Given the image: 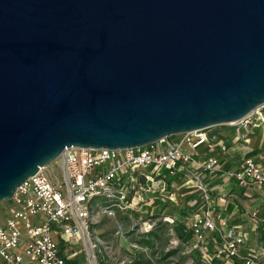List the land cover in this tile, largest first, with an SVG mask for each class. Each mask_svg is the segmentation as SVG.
Returning <instances> with one entry per match:
<instances>
[{"label": "water", "instance_id": "water-1", "mask_svg": "<svg viewBox=\"0 0 264 264\" xmlns=\"http://www.w3.org/2000/svg\"><path fill=\"white\" fill-rule=\"evenodd\" d=\"M261 106L264 0H0V204L67 150L151 145Z\"/></svg>", "mask_w": 264, "mask_h": 264}, {"label": "built area", "instance_id": "built-area-1", "mask_svg": "<svg viewBox=\"0 0 264 264\" xmlns=\"http://www.w3.org/2000/svg\"><path fill=\"white\" fill-rule=\"evenodd\" d=\"M263 110L264 106H261L245 119L227 125L246 128L253 118L262 115ZM205 130L178 134L166 150L160 149L158 143L169 139L125 150H67L62 167L63 180H52L45 166L24 181L12 199L0 204V264H68V261L78 264L75 257L67 253L72 249L73 240L81 237V225L86 227L90 218L87 206L92 198L98 195L110 197L117 191L126 200L120 184L123 175L129 171L143 169L141 175L146 185L179 172L188 173L186 165L189 161L201 164L185 151V146L195 151L205 145L208 141ZM244 162L238 171L228 173L229 176L243 186L250 182L264 186V168L251 159ZM218 166V158L214 155L207 156L202 163V169L208 172L216 171ZM130 181H136V177L131 176ZM191 228L197 239L204 241L207 230L214 228V222L199 216L192 220ZM228 237L225 246L218 247L212 255L219 264L225 258L239 261L238 250L243 239L234 237L232 232ZM75 256L79 257L78 254ZM242 260L244 264H264L251 257Z\"/></svg>", "mask_w": 264, "mask_h": 264}, {"label": "rangeland", "instance_id": "rangeland-1", "mask_svg": "<svg viewBox=\"0 0 264 264\" xmlns=\"http://www.w3.org/2000/svg\"><path fill=\"white\" fill-rule=\"evenodd\" d=\"M228 126L221 124L205 131L211 133ZM177 138L173 135L169 139ZM46 171L52 180H63L61 160L47 165ZM142 171L126 172L127 181L122 186L126 200L116 191L110 197L94 196L88 203L90 218L85 229L94 247L96 263L210 264L208 256L204 258L200 253L203 242L192 234L189 215L185 216V193L191 188L182 184L179 176L155 179L148 186ZM131 176H136V181H130ZM71 248L67 254L75 257L76 263H89L88 248L81 237L73 240Z\"/></svg>", "mask_w": 264, "mask_h": 264}, {"label": "crops", "instance_id": "crops-1", "mask_svg": "<svg viewBox=\"0 0 264 264\" xmlns=\"http://www.w3.org/2000/svg\"><path fill=\"white\" fill-rule=\"evenodd\" d=\"M261 114L259 118H253L246 128L236 129L229 125L207 133V143L195 151L185 146V151L190 152L201 165L189 161L186 165L188 173L168 176H179L182 184L191 188L185 193V216L189 215V225L199 216L214 222V228L207 230L205 240L199 246L204 258L213 255L218 247H224L230 239L228 234L232 232L234 237L243 239L237 257L240 263L246 257L264 263V186L251 182L243 186L228 174L238 171L246 159L264 168V110ZM173 141L159 142L158 147L166 150ZM209 155L218 158L219 166L214 172L202 169V163ZM126 175H123L120 186L127 181L124 179ZM208 249L211 252L207 253ZM225 260L228 262L223 264H233V260Z\"/></svg>", "mask_w": 264, "mask_h": 264}, {"label": "bare ground", "instance_id": "bare-ground-1", "mask_svg": "<svg viewBox=\"0 0 264 264\" xmlns=\"http://www.w3.org/2000/svg\"><path fill=\"white\" fill-rule=\"evenodd\" d=\"M234 124V123H233ZM261 126V125H260ZM260 128V127H259ZM259 131V130H258ZM81 238H82V240H83V244L85 245V247H87L88 248V253H89V255H90V261H89V263L88 264H95V260H96V258L94 259L93 258V256H92V249H91V247H89V245H90V242H89V234H88V231H86V229L84 228V226L83 225H81ZM89 258V257H88Z\"/></svg>", "mask_w": 264, "mask_h": 264}, {"label": "trees", "instance_id": "trees-1", "mask_svg": "<svg viewBox=\"0 0 264 264\" xmlns=\"http://www.w3.org/2000/svg\"><path fill=\"white\" fill-rule=\"evenodd\" d=\"M165 178H167V177H165ZM164 178V179H165ZM209 262H210V264H219L216 260H214L213 259V257H212V254H210V256H209ZM224 261H226L225 259L224 260H222V264H223V262ZM68 264H75L73 261H68ZM233 264H244V262L242 261V263H240L239 261H234L233 260Z\"/></svg>", "mask_w": 264, "mask_h": 264}]
</instances>
